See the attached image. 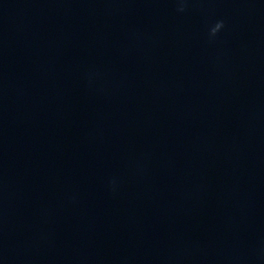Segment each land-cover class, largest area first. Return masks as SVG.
Returning <instances> with one entry per match:
<instances>
[{"label":"clouds","instance_id":"1","mask_svg":"<svg viewBox=\"0 0 264 264\" xmlns=\"http://www.w3.org/2000/svg\"><path fill=\"white\" fill-rule=\"evenodd\" d=\"M179 6L178 11L183 12L186 10L188 0H178ZM224 21L217 20L214 24H212L208 29V34L210 39H214L218 33L221 32V30L224 28Z\"/></svg>","mask_w":264,"mask_h":264}]
</instances>
